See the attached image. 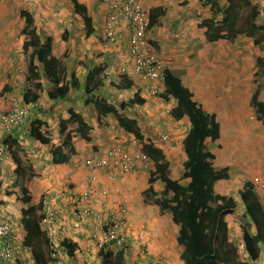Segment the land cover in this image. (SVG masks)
Here are the masks:
<instances>
[{
	"label": "trees",
	"instance_id": "trees-1",
	"mask_svg": "<svg viewBox=\"0 0 264 264\" xmlns=\"http://www.w3.org/2000/svg\"><path fill=\"white\" fill-rule=\"evenodd\" d=\"M71 1L75 13L83 20L87 35H90L92 20L87 8L77 0ZM199 2L202 6L208 7L212 15L201 21L198 26L204 29L206 42L214 43L220 40L233 42L237 37L243 36L251 39L253 46L264 52V25L258 23V9L250 0H223L221 4L219 0H199ZM163 15L164 10L161 7L149 10V28L158 25L157 19ZM20 16L23 19L22 51L28 57L25 80L31 85V88L24 90L23 101L41 102L39 101L41 96H45L49 101L65 100L72 90L82 89L76 73L67 68L70 54L73 53L72 49L68 48L62 57L55 56L53 38L51 36L42 38L29 12L22 10ZM68 35L62 36V42L67 41ZM255 64L257 70L254 77L264 78V58L256 57ZM176 73L170 69L164 70V90L159 97L166 102L174 99L176 104L169 111L170 117L175 121L185 118L190 124L189 131L182 140L184 159L181 163L183 169L181 181L170 175L169 168L172 164L137 121L121 115L120 111L128 105L121 103L117 108L99 94L98 90L102 89L106 79L103 67L96 65L85 73L82 87L84 93L91 98L88 103H92L98 118L111 115L117 120L118 126L131 134L138 142L140 153L148 160L147 168L138 167L149 176L148 188L144 194L155 197L152 204L160 211L169 213L172 222L176 225L178 230L175 242L180 251V261L183 264H256L264 254L262 200L250 182L243 183L238 196L246 223L239 227L242 242L240 251L229 241L228 221H226L233 216L236 202L232 197L220 195L215 191V185L219 181L228 179V169L214 168L215 156L206 144L207 140L215 142L219 138L220 126L214 115L206 113L198 105L193 94ZM132 86H134L133 82L123 79L119 82L117 89H130ZM8 89L5 84L0 91V97ZM259 93L260 90L256 88L251 96L250 105L255 119L264 126V101L258 99ZM129 102L131 105L145 104V100L141 99L139 94H135ZM39 112L44 113L40 109L35 110V119L30 122L28 133L41 145H48L51 142V134L48 131L47 122L37 118ZM67 114V119L59 121L61 143L50 146L51 160L54 164H64L75 154L73 135L86 142L92 140L91 127L82 116L72 109H69ZM11 146L17 178L22 177L24 167L18 156V148L21 145L14 139ZM17 181L19 188L16 191L15 200L23 205L20 209V225L24 231L22 244L30 250L36 264H47L50 244L40 225L45 218V215L40 212L44 197L36 206L31 205L33 197L27 188L29 179L20 178ZM158 182L161 187L157 193L154 191V184ZM116 233L122 237L125 235L124 230ZM113 244L114 242L98 249L100 264H129L128 262L135 259V256L138 259L140 256H147L149 248L147 243H142L139 249H133L128 237L125 238V242L120 243V246H113ZM61 246L66 250L68 258L75 255L76 243L64 240ZM134 251H137V254L133 256Z\"/></svg>",
	"mask_w": 264,
	"mask_h": 264
},
{
	"label": "crops",
	"instance_id": "crops-1",
	"mask_svg": "<svg viewBox=\"0 0 264 264\" xmlns=\"http://www.w3.org/2000/svg\"><path fill=\"white\" fill-rule=\"evenodd\" d=\"M14 0H0V9L5 5L9 6ZM64 6H67L68 12V19L65 18L62 12L59 11L58 17L54 18V28L58 29L59 32L56 35L59 36L61 39L62 36L69 34L68 39L66 42H62V52L58 55L62 57L64 52L68 50V48H73L72 51L78 50L79 45V34H82L80 31L83 30L82 39L85 44V50L82 57L75 58V54H70L69 63L67 68L69 71L76 73V76L80 82V88L82 89H74L70 93L67 99L65 100H58V101H49L46 99L45 96H41L39 101L46 100V105L48 109L46 112L37 115V118L43 119L47 122L48 131L51 134V142L48 145H41L34 139H32L29 135V126L30 122L35 119V113L27 120L26 128L20 129L15 133L14 138L18 141L19 144H22L19 139H22L23 135L26 137V147H38L40 151H30L26 150V154L32 159L30 162L26 163L27 171H26V179L29 176L31 179L27 182V188L32 194L33 201L31 205H37L38 202L43 199V197L48 196L52 198L50 202V208L52 212H56L58 214L57 223L55 225L56 231L58 232V242L62 243L64 240L72 241L73 243L77 244V250L81 251V248L87 249V254L89 256L94 251V262L93 263H85L80 260L79 256L76 253L71 258L67 256V263L68 264H100L101 260L98 257V249L96 248L95 244L90 241L89 238V228H91L90 224H86L81 230L70 231L69 229L66 230L63 227L64 218H68L69 221V208H70V200L72 195L80 194L81 192L85 191L90 186H97V187H105L106 184V177H108L109 172L113 169L110 168L104 171H87L83 168L82 163L84 159L92 158L94 156H102L109 148L114 145H126L130 138H133L131 134L126 133L122 128L118 126L117 120L111 115H107L103 118H98V114L92 105V103H88L90 101V97L84 93L83 90V79L85 73L91 70L94 66L98 65L104 68V75L106 79L104 80V86L102 89H99L98 92L100 95L105 97L107 101L112 104L113 106L117 107L120 106L121 103H125L128 106L124 110H121L120 113L122 116L135 119L138 125L142 128L143 122L141 119V115L139 113H134V115L129 112L131 109L143 107L147 103L148 98V87L149 82L143 81L138 78H126L118 74V68L121 66H129L131 65L130 59L128 56V47H129V29L125 23H120L116 28V41L111 43L104 39L102 30L105 23L106 18V8L105 6L98 0H77L80 4H83L87 8V12L91 17V31L90 35H87V29L83 23L81 17H79L73 8V2L71 0H62ZM148 11L154 8H162L164 10V15L157 19L158 25L152 27L148 33V38H150L151 43L159 57V59L167 66L170 64L169 60L172 62L171 67H173V72H177L181 75V80L183 84L190 90L194 97L197 98L196 102L198 105L202 107V109L208 113L214 115L217 123L219 124V138L215 140V143H218L221 137V125L219 122V118L224 120H228L230 118L233 120V125L237 126L241 120H244L243 110L241 111L240 106L235 101L227 104H224L222 98L217 99L214 96V93L207 89L205 86V79L201 74L198 72L190 76L184 73L188 71L190 68V61L199 55H202V52L199 53L197 48L200 45L205 47L206 40L204 38V29L198 28L201 21L204 19L209 18L208 16V7L202 6L199 0H139ZM258 9L259 16H258V23L264 25V21H261V17H264V0H250ZM41 0H32L26 6V11L29 12L34 18V25L37 28L39 33H45L46 36H51L53 38V42L55 40L53 33H48L51 28L49 26H42L41 21L36 20L37 17L35 15V11L29 8H38L35 3H40ZM48 5H53L54 7L57 4V0H48ZM9 4V5H8ZM24 10V9H23ZM56 10V9H54ZM19 11V16L20 12ZM47 13V12H46ZM50 14V13H47ZM55 15V12L52 14ZM50 18H46L47 20H51L52 16L49 15ZM56 16V15H55ZM261 16V17H260ZM21 17V16H20ZM76 18L78 23L76 24ZM22 19V18H21ZM0 34L6 33L4 35V39H12L16 32L19 35V44L14 45L11 49H8L10 59L6 60L3 63V59H0V77H6L8 74L12 79H15V82H18L19 78L21 77L19 74L12 75L11 73L15 72L16 69L19 67H14V56L15 52H17L20 48L22 58L25 60L24 64L21 66L20 64V72L24 78L26 77V67L28 62V57L22 51V35L21 30L22 26L15 27L11 20H8L6 9L1 11L0 15ZM23 20V19H22ZM51 24L50 22H46ZM20 27V28H19ZM41 31V32H40ZM62 41V40H61ZM220 42V41H218ZM214 42V43H218ZM2 43V42H1ZM10 43H14L11 41ZM209 43V44H214ZM6 46L10 48L9 41L5 43ZM253 45V44H252ZM17 46V48H16ZM196 48V53L193 52L191 55L192 57L187 59L186 56H183V51L185 49H189L193 51ZM89 54V55H88ZM179 55L181 57H179ZM89 57H93V61L89 62ZM203 56V55H202ZM201 56V57H202ZM226 57V55H225ZM233 55H229L226 58H232ZM213 61L216 58L224 59L221 54H215L212 57ZM211 60V62H212ZM98 61L99 63H96ZM189 61V62H187ZM209 62V61H208ZM210 63V62H209ZM4 64H8L4 66ZM168 69H171L167 66ZM231 68L232 65H231ZM180 69V71H178ZM198 69V68H196ZM236 70H238L236 66ZM201 73V67L197 70ZM256 72V71H255ZM24 74V75H23ZM255 74V73H254ZM14 76V77H13ZM121 77V78H120ZM124 77V78H123ZM123 79L129 80L134 83L130 89H117L119 82ZM7 84V83H5ZM4 84V85H5ZM193 84V85H190ZM3 85V86H4ZM2 86V87H3ZM8 86V85H7ZM239 86V85H238ZM1 87V89H2ZM9 88V86H8ZM0 89V91H1ZM229 91L231 89H228ZM239 90L240 89H233L232 93L226 91L228 96H233L236 100L239 97ZM255 89H253L254 92ZM10 88L6 93H8ZM128 91V92H127ZM243 92V90H241ZM253 92L250 95L251 96ZM5 93V94H6ZM5 94L0 97V113L5 110ZM135 94H139L141 99L145 100L144 105H137L131 103V101ZM221 96V94H220ZM222 97V96H221ZM195 99V98H194ZM20 100L21 96H20ZM86 100V101H85ZM161 104L169 103L170 107L167 111L168 116L169 111L175 106L176 101L174 99H170L169 101H164L163 99ZM158 104V100L155 101ZM72 109L76 113L82 116L84 121L87 123L89 127H91L90 136L91 141L86 142L83 139L79 138L76 135H73V146L75 147V154L68 160V162L64 164H54L51 160V153H50V146L51 145H59L61 143V136L59 135V121L61 119L68 118V110ZM159 108H157L158 110ZM158 123L164 122L162 121L161 115H157ZM171 118V117H170ZM229 121V120H228ZM245 121V120H244ZM243 121V122H244ZM166 125H170L173 130V134L177 135L179 132L180 134L183 132V129L180 130L177 128L179 125L184 127L185 133L182 134L180 139L177 141L180 143L178 147L177 143L174 141L176 138H168L167 141L162 142L160 139L152 137L151 134H146L151 138L152 142L155 146L159 149H162L166 159L172 164L169 168L170 175L175 177V168H177V160L176 157L178 156V152L182 151V140L189 131L190 124L188 120L182 119L181 121H168L166 120ZM188 122V123H187ZM260 123V122H259ZM176 127H174L175 125ZM189 124V125H188ZM261 124V123H260ZM262 125V124H261ZM263 126V125H262ZM174 127V128H173ZM246 134L249 131H245ZM151 135V136H150ZM50 136V135H49ZM231 138L228 136V139H225L224 142V149L222 151H226L227 146H233L231 143L233 142L230 140ZM23 140V139H22ZM80 143L81 146L79 147L77 143ZM234 143V142H233ZM237 147V146H235ZM234 147V148H235ZM233 148V149H234ZM24 150L21 146L18 148V151ZM212 152V151H211ZM215 156V154H213ZM13 157V156H12ZM181 159L183 162L184 155L182 151ZM179 164V163H178ZM4 170L1 176L7 172L6 176H11L10 174L15 175V180L17 182L18 179H22V177L17 178L16 167L13 162V159L6 161L3 165ZM13 170V173H12ZM183 171V169H182ZM25 173V172H24ZM36 174V175H35ZM149 178L148 174L144 171L140 170L139 168L132 171L129 174L120 176L118 178L117 186L119 189L126 195V208H127V215H126V222L122 231H125V238L128 237L130 243L132 244L133 249H139L142 243H147L148 251L147 256H140V259L135 256V259L130 261V264H183L179 258V249L176 245V236H177V227L172 222L171 216L169 213H165L159 210L157 206L152 204L153 199L151 195H145V191L148 188L147 179ZM228 180V179H227ZM8 181V180H5ZM5 181L2 179L0 181V222L9 221L16 224L13 220L10 219L9 214L7 213L8 209L4 208L6 205V200L11 201V205L18 209V213L20 214L17 216L18 222L16 226V245L18 251V260L16 264H36L34 262L33 256L28 248H25L22 244L23 240V229L20 225V218L21 213L20 209L23 207L21 202L15 200V193H9L8 196H5ZM223 181V180H222ZM13 183V181H11ZM10 181L8 184H12ZM220 182V181H219ZM218 182V183H219ZM217 183V184H218ZM216 184V185H217ZM161 184L158 182L154 184V191L159 192V188ZM12 186V185H11ZM10 185L8 186V188ZM13 190L17 189V186H13ZM10 190V189H9ZM241 190V189H240ZM224 192V191H223ZM220 195L221 194L218 192ZM227 196V195H225ZM230 197V196H229ZM38 200V201H37ZM120 200L117 195H111L108 208H115L118 206ZM17 203V205H16ZM37 203V204H36ZM4 205V206H3ZM17 211V210H16ZM16 213V212H15ZM18 213H16L18 215ZM226 221H228L226 219ZM70 224V222H69ZM142 234V235H140ZM79 247V248H78ZM66 251V250H65ZM67 254V253H66ZM137 254V251L133 252V256ZM264 254H262V258L258 263L264 264ZM132 256V257H133ZM131 257V259H132Z\"/></svg>",
	"mask_w": 264,
	"mask_h": 264
},
{
	"label": "rangeland",
	"instance_id": "rangeland-1",
	"mask_svg": "<svg viewBox=\"0 0 264 264\" xmlns=\"http://www.w3.org/2000/svg\"><path fill=\"white\" fill-rule=\"evenodd\" d=\"M32 0H14L12 3H10L9 6H3L0 9V15L1 11L6 9L7 18L8 20H11L13 22V25L16 27L17 24L19 26H22L23 20L19 16V11L22 9L26 10V6L30 3ZM223 0H219V3L221 4ZM48 0H41L40 3H35L38 8H29L33 9L35 11V15L37 17L36 20L41 21L42 26H49L51 30L48 33L54 34V43H53V54L55 56H58L62 52V41L59 38L58 35H56L57 32H59L58 29L54 28V18L58 17L59 11L63 13L66 19H68V8L67 6H64L65 3H63L62 0H57V4L54 7L53 5H48ZM66 5V4H65ZM56 9V10H54ZM264 10H262L263 12ZM50 14H47V13ZM55 12V15L52 14ZM52 16L51 20H47L46 18H50ZM208 16H211L210 11H208ZM261 17V16H260ZM261 21H264V17H261ZM50 22L51 24L48 25ZM78 23L76 18V24ZM1 24V20H0ZM20 28V27H19ZM80 31L83 34V30H77V32ZM41 32V31H40ZM6 33L0 34V59H3V63L6 62V60L10 59L11 56H9L8 49H11L14 45L19 44V35L18 32L15 33L14 37L12 39H4V35ZM82 34H79V45L78 50H73V53L75 54V58H79L83 56V53L85 50V44L82 39ZM41 36L44 39L46 37V32L42 33ZM9 41L10 48L5 45V43ZM13 41L14 43H10ZM2 42V43H1ZM17 48V46H16ZM73 49V48H71ZM196 51V48L193 49V51H190L189 49H185L183 51V56H186L187 59L192 57V53ZM197 51L199 53L202 52V55H199L198 57H195L190 61V68L188 71H186L184 74L186 75L188 72V75H192L193 72L196 74H201L206 83L207 89H210L214 96L217 99L222 98V101L224 104H227L229 106V103L232 101L235 103H238L240 106L241 111L243 110L244 120H241L240 123L235 126L233 125V120L228 118V120H224L222 118H219V122L221 125V137L220 141L218 143L210 142L209 140L206 142L207 148L209 151H212V153L215 154V159L213 161V166L216 167V169H221L223 167H228L229 169V179L226 181H220L217 185H215V191L216 193L220 192L221 194H225L227 196L232 197L236 202V209L231 216V218H227L228 220V238L229 241L237 246L239 250H242V242H241V233L239 230V227L242 226L243 223H246V219L243 216V207L241 205V202L239 200L238 193L240 189L243 186V183L250 182L254 188L257 194L259 195L260 199L262 200L263 206H264V126H262L256 119L253 113V109L250 105V95L253 92V89L258 88L260 90L258 99L262 102L264 101V78L258 76L257 78L254 77V73L257 70L256 64H255V58L256 57H262L264 58V52L258 50V48L254 47L252 45V40L249 38H245L243 36H239L235 41L228 42V41H220L218 43L209 44L206 42L205 47L203 45H200V47L197 48ZM72 52V51H71ZM196 53V52H195ZM221 54L224 59L216 58L214 61L212 60L215 56V54ZM20 48L17 52H15L14 56L16 57V60L14 59V67H19V69H16V73H11L12 75L19 74L21 77L19 78L18 82H15V79L9 76V74L6 77H0V89L1 87L7 83L10 90L8 93H6L5 96V109L8 108L9 102L13 97L20 98L21 94L24 90V84H25V78L22 76V73L20 70V64L21 66L24 64L25 60L22 58ZM89 55V54H88ZM229 55H233L232 58H226L225 57ZM202 56V57H201ZM179 57H181L179 55ZM89 62H92L94 59L93 57H89ZM212 60V62H211ZM210 63H209V62ZM96 62V61H95ZM170 64L167 66L170 67L171 71L174 70L171 67L172 62L169 60ZM189 62V61H187ZM96 63H99L98 61ZM8 64H4V66H7ZM231 65L233 68H231ZM236 66L238 70H236ZM201 67V70L203 73L197 71ZM198 68V69H196ZM180 71V69H178ZM193 71V72H192ZM24 75V74H23ZM177 76H180L176 73ZM13 76V77H14ZM193 85V84H190ZM239 85V86H238ZM259 85V86H257ZM228 89H231L230 91ZM233 89H240L239 90V97L236 100V98L233 96H228L226 91L229 93L233 91ZM243 90V92H241ZM128 92V91H127ZM221 94V96H220ZM233 94V93H232ZM194 100H197L196 97H194ZM158 100V104L155 102ZM162 100L159 96H152L148 94L147 103L143 107H138L134 109H131L129 112H131L132 115L134 113H139L141 115V119L143 122L142 129L144 132H147L148 134H151L152 137H155L157 139H160V136L167 135L168 138H176L174 141L177 143L178 147L180 146V143L177 142L182 134L185 133L184 127L185 125L177 128L180 130L183 129V132L180 134V132L177 135L173 134V130H171V126L166 125V120L168 121H175L174 119L170 118L167 114V111L169 110L170 104L161 103ZM198 101V100H197ZM46 102V100H45ZM44 101L42 102L46 109H42L41 111L46 112L48 109L46 103ZM157 108H159L157 110ZM157 115H161L162 121L165 120L163 123H158ZM187 121V120H186ZM244 121V122H243ZM188 123V122H187ZM175 125V124H174ZM189 125V124H188ZM27 125L24 126L26 128ZM176 127V125L174 126ZM173 127V128H174ZM23 128V129H24ZM245 131H249L248 134L245 133ZM150 135V136H151ZM228 136L231 138L233 142L231 143L233 146H227L226 151H222L224 149V145L226 143H222L225 141V139H228ZM23 139V140H22ZM22 139H19V141L22 142L21 147L24 149L21 152L19 151L18 156L21 159L22 167H24V174L22 176L23 179H26V163L30 162V158L26 154V150L29 152L34 151H40L38 147H32L27 148L26 147V137L23 135ZM77 145L80 147L81 144L78 142ZM237 146V147H235ZM235 147V148H234ZM20 148V147H19ZM234 148V149H233ZM178 152V156L176 157L177 162V168H175V177L179 179L180 181L182 179V151L176 150ZM179 163V164H178ZM13 173V170H12ZM7 172L1 176L2 179L8 180L5 181L6 188L4 191L5 196H8V193L10 191L12 193H15L18 191V181L15 180V175L10 174L11 176H6ZM36 175V174H35ZM27 179H31L29 176H27ZM9 181H13L12 184H8ZM186 183V182H182ZM10 187L8 188V186ZM12 185V186H11ZM16 185L17 189L13 190V186ZM10 189V190H9ZM224 191V192H223ZM9 197V196H8ZM8 197L6 200V205L4 208L8 209L7 213L10 216V219L13 220L17 226V216L20 214L18 213V209L16 207L11 205V201L8 200ZM38 201V200H37ZM37 204V203H36ZM17 205V203H16ZM17 210V211H16ZM18 213V215L16 213ZM70 222V224H69ZM63 227L66 228V230H72V224L69 219L64 218V224ZM92 242V240L90 239ZM93 243V242H92ZM79 248V247H78ZM87 249L81 248V251L76 250L77 255L79 256L80 260L85 263H93L94 262V251L89 256L87 254ZM67 258V257H66ZM68 262V261H67ZM130 264V262H128ZM256 264H262V263H256Z\"/></svg>",
	"mask_w": 264,
	"mask_h": 264
},
{
	"label": "built area",
	"instance_id": "built-area-1",
	"mask_svg": "<svg viewBox=\"0 0 264 264\" xmlns=\"http://www.w3.org/2000/svg\"><path fill=\"white\" fill-rule=\"evenodd\" d=\"M108 12L104 27L105 37L114 41L115 28L119 23H126L129 28V57L131 69L122 68L121 72L128 76H137L152 83L151 92L156 95L163 91L165 67L155 54L153 46L147 38L148 14L139 0H101ZM41 102H24L12 98L9 108L0 113V170L4 162L11 156L10 141L21 129L36 109H44ZM167 138L161 137L162 141ZM82 166L90 172L104 171L112 168L106 177L105 187L90 186L80 194L72 196L69 215L72 229L81 230L90 224L89 238L97 249L109 243L120 246L125 242L117 231L123 229L126 222V195L117 186L118 178L137 169L147 168L148 160L140 153L138 142L130 138L126 145H114L102 156H94L83 160ZM111 195L119 197V204L114 209L108 208ZM52 198L44 197L41 213L45 218L40 225L50 244L47 264H68L65 249L58 242L56 223L58 214L52 212ZM16 226L9 221L0 222V264H16L18 251L16 245Z\"/></svg>",
	"mask_w": 264,
	"mask_h": 264
},
{
	"label": "clouds",
	"instance_id": "clouds-1",
	"mask_svg": "<svg viewBox=\"0 0 264 264\" xmlns=\"http://www.w3.org/2000/svg\"><path fill=\"white\" fill-rule=\"evenodd\" d=\"M98 1H100L102 4H103V2L101 1V0H98ZM256 1H258V0H256ZM140 2V1H139ZM140 4H141V2H140ZM104 5V4H103ZM142 5V4H141ZM105 6V5H104ZM145 10H146V12H147V14H148V25H149V11L144 7V6H142ZM105 8H106V6H105ZM107 9V8H106ZM209 9V8H208ZM208 11H210V10H208ZM107 12H108V10H106V16H107ZM211 13V12H210ZM210 17H212V15L210 16ZM209 17V18H210ZM208 19V18H207ZM217 19H220L219 17H217ZM105 23H106V18H105ZM105 23H104V26H103V30H102V34H103V37H104V39L106 40V41H108V42H111V43H113V42H115L116 41V33H114V38H115V40L114 41H109L106 37H105V34H104V27H105ZM120 24V23H119ZM118 24V25H119ZM126 24V23H125ZM117 25V26H118ZM127 25V24H126ZM127 27H128V25H127ZM117 28V27H116ZM116 28H115V32H116ZM129 29V28H128ZM150 29L151 28H149V26H148V30H147V38H148V33H149V31H150ZM39 33V32H38ZM40 35H41V33H39ZM204 35V34H203ZM129 36H130V32H129ZM238 38V37H237ZM129 39V38H128ZM148 41H149V43L152 45V43H151V40H150V38H148ZM220 41H226V40H220ZM235 41V40H234ZM229 42V41H228ZM208 43V42H207ZM153 46V45H152ZM154 48V47H153ZM154 51H155V49H154ZM128 52H129V47H128ZM128 54V56H129V53H127ZM155 54H156V56L158 57V55H157V53H156V51H155ZM129 59H130V57H129ZM158 59H159V57H158ZM160 60V59H159ZM161 61V60H160ZM162 62V61H161ZM130 63H131V60H130ZM163 63V62H162ZM163 65H164V67H165V69H168L167 68V66L163 63ZM122 68H125V69H131V65H130V67L129 66H126V65H124V66H121L120 68H118V74L119 75H121V77L122 76H125L126 78H138V79H141V78H139V77H137V76H128L127 74H123L122 72H121V69ZM120 77V78H121ZM141 80H143V79H141ZM143 81H146V80H143ZM148 82V81H147ZM152 83H150L149 82V87H148V94H150V95H152V96H159L162 92H160V93H158V94H156V95H154V94H152V92H151V88H152ZM26 88V89H25ZM28 88H31V85H30V83L28 82H26V80H25V84H24V90H27ZM24 90H23V93H24ZM164 90V89H163ZM23 93L21 94V99H23ZM13 98H16V97H13ZM17 99H20V98H17ZM23 101V100H22ZM10 102H11V100H10ZM10 102H9V106H10ZM41 103H42V101H41ZM9 106H8V108H9ZM45 106V105H44ZM8 108H6L4 111H6ZM44 109H46V106H45V108ZM42 110V109H41ZM4 111H2V112H4ZM35 111H33L32 112V114H31V116L33 115V113H34ZM30 116V117H31ZM25 125H26V123H25ZM24 125V126H25ZM24 126L23 127H21V129H23L24 128ZM19 131V130H18ZM17 133V132H16ZM163 136H165L167 139L165 140V141H167L168 140V136L167 135H162V136H160V140H161V137H163ZM15 138H13L11 141H10V144H11V142L14 140ZM162 141V140H161ZM208 141V140H207ZM206 141V142H207ZM162 142H164V141H162ZM211 142V141H210ZM12 152H13V150H12V146H11V156L6 160V161H8V160H10L11 158H12ZM214 154V153H213ZM85 160V159H84ZM6 161L4 162V164L6 163ZM3 164V165H4ZM3 165L1 166L2 168H1V170H0V174H2V172H3V170H4V167H3ZM215 169H216V167H214ZM224 168V167H223ZM227 169H228V167H226ZM228 172H229V169H228ZM5 174V173H4ZM228 175H229V173H228ZM228 179H229V177H228ZM1 180H2V178H1ZM0 180V181H1ZM223 181H226V180H223ZM73 196V195H72ZM227 197H229V196H227ZM41 212V211H40Z\"/></svg>",
	"mask_w": 264,
	"mask_h": 264
}]
</instances>
